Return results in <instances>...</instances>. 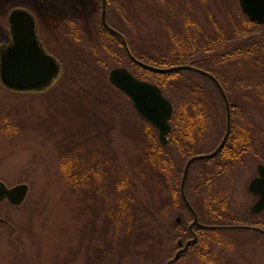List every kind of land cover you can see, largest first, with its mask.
I'll use <instances>...</instances> for the list:
<instances>
[{
	"label": "trees",
	"instance_id": "1",
	"mask_svg": "<svg viewBox=\"0 0 264 264\" xmlns=\"http://www.w3.org/2000/svg\"><path fill=\"white\" fill-rule=\"evenodd\" d=\"M133 1L108 0L106 7L109 23L124 34L136 58L160 67L192 64L207 70L217 77L230 100L232 130L225 147L214 158L195 161L186 182V194L200 222L221 227H195L197 243L172 263L179 264L187 257L195 256L201 264H226L213 240L222 231L242 229L254 231L253 236L264 235L261 230L238 226L256 222L252 221L250 211L242 215L234 210L228 194L220 190L224 178L245 154L255 156L264 164V24L250 21L240 7L236 9L231 2L230 6L225 2L226 10L218 11L221 15L207 17L211 29L207 31L195 20L187 19L182 23L176 3L161 0L154 15L157 30H150L148 24L138 18L139 5L131 4ZM100 3L101 0H97V16L90 22L75 14L80 12V7L73 9L77 12L70 11L73 15L66 12L67 19L58 17L54 20L62 22L59 24H64L62 27L67 33L66 37H59V45L62 40L69 43L61 54L49 44L54 31L39 25L45 47L58 55L62 70L47 90L27 94L69 103L77 117L84 115L75 108L84 98L96 106V111L110 108L111 111L121 110L122 114L127 109H119L117 103L114 105L113 95L126 98L128 108L144 124L138 127L134 120H124L133 126L123 129L124 132L133 140L144 141L139 155L129 162L131 173L118 163L114 153L108 155L107 147L84 146L76 130L71 132V128L66 127L58 135L52 125L57 124L54 116L41 121L45 130L43 136L46 140H55L60 170L81 205L80 219L85 214V228L95 236L99 232L97 238L104 243L102 246L88 245L87 250L92 253L84 264H102L107 252L114 249L112 240L115 237L120 260L130 255L134 261L144 259L148 264H165L178 248L171 244L193 236L190 229L193 214L179 192L185 165L206 146L210 124L218 130L215 146L210 151L218 147L227 128L226 106L215 83L198 71L183 69L161 74L135 63L121 39L103 26ZM204 15L214 14L205 8ZM54 26L56 29V24ZM185 26L188 31L183 32L187 35H180ZM117 66L127 67L138 78L158 85L173 103L167 144L161 142L158 128L138 114L129 96L109 80L111 69ZM253 107L260 112L261 123L247 122L250 120L247 110ZM95 115L96 119L101 117L97 112ZM76 122L82 124L81 129L87 130L85 120ZM76 135L77 139L74 138ZM198 163H204V166L198 169L199 178L191 185L192 171ZM210 164H215V171L206 168ZM141 185L148 187L149 194L141 193ZM178 214H181L180 220ZM99 218L103 221L97 227ZM258 224L264 229V222Z\"/></svg>",
	"mask_w": 264,
	"mask_h": 264
},
{
	"label": "rangeland",
	"instance_id": "2",
	"mask_svg": "<svg viewBox=\"0 0 264 264\" xmlns=\"http://www.w3.org/2000/svg\"><path fill=\"white\" fill-rule=\"evenodd\" d=\"M134 1L131 4L139 5L140 15L138 18L144 20L150 30H157L158 25L154 15H156L161 0ZM169 1L173 4L176 3L177 15L179 19L183 20L182 23H185L187 19L191 22L195 20L207 31H211L207 17L221 15L218 11L226 10L225 2L229 3L228 6L231 2L236 9L238 7L241 9L239 0ZM78 3L79 5H77ZM96 5L97 0H0V43L10 41L8 14L11 9L17 6H27L35 13L37 21L41 26L43 25L44 29L47 30L49 27L54 31V37L48 38L49 44L58 54H61L69 46V43L62 40L60 46L58 44L60 43L59 37L60 35L66 37L67 33L62 27L64 24L60 25L59 23L62 22L57 21L56 23L54 20L58 17L65 19L66 12L69 11L68 15H73V12L70 13V11L80 7L79 13L76 10L73 11L77 12L75 14L78 17H83L90 22L92 17L97 16ZM86 6H88L87 9ZM135 6L132 7L133 10H135ZM205 8L214 15H204ZM244 15L246 14L244 13ZM54 24H56V29ZM183 31H188L186 26L179 32L180 35L186 36L187 32ZM143 32L147 34L148 30H143ZM113 96L114 105L117 103L119 109H127L123 114L121 110H118L119 112L115 109L111 111L110 108L107 111L103 109V113L96 111V106L84 98L81 104L79 103L78 107H75L79 108L81 112L83 111L84 115L77 117L75 110L72 109L74 107L69 103H57L55 100L51 101L48 96L45 98L39 94L17 93L9 90L0 82V181H4L8 186L18 183L29 184V193L22 205H13L7 200L0 203V216L9 223V225L0 223V264H21L17 258L18 250L12 243V237L15 235L20 237L19 240L23 243L24 264H84L88 255L92 253L87 250L89 244L104 245L97 238L99 232L95 233V236L93 232H88L85 228L87 220L85 214H82L80 219L78 213L81 205L77 203L76 198L69 190V185L60 170L55 140H46L43 136L45 130L42 128L41 121L54 116L57 124L52 125L58 135L66 127L71 128L69 129L71 132L72 129L76 130L78 138H82L84 146L93 147L94 145L98 148L103 145L107 147L108 155L114 153L118 163L131 173L129 162L139 155L140 146L144 141L133 140L129 133L124 132L123 129L128 128L129 125L133 127L131 122L125 123L124 120L130 118L135 121L138 127H142L141 125L144 124L139 119L137 120L132 109L128 108L125 97ZM109 105L111 106L112 103ZM87 108L90 111L87 112ZM96 112L99 113L100 118L96 119ZM247 113L250 118L247 121L249 123H261L263 120L257 107L248 109ZM55 117H58V120ZM79 120L86 121L87 130L80 128L82 124L76 122ZM91 122L94 123L91 124ZM136 133H139L137 129ZM217 136V128L210 124L206 146L199 150L200 154L208 153L215 146ZM74 138L77 139V135ZM242 157L243 160L237 163L232 172L224 178L223 183L221 182L220 190L222 193L228 194L234 210L246 215V212L257 200V197L250 192L249 184L258 175L256 166L260 161L249 153ZM215 164L207 165L206 168L213 172ZM203 166L204 163L194 166L190 180L191 185L198 180V169ZM140 190L143 195L149 194L146 186L141 185ZM83 207L82 205V209ZM177 217L181 218V214H178ZM102 221L103 219L99 218L97 227L101 225ZM252 221L256 222V225L259 221L264 222V211L260 215H253ZM257 226L261 227L259 224ZM253 235L254 231L237 229L222 231L219 237L213 238V240H216L214 242L218 253L226 264H264V235ZM112 244L114 249L107 252L102 264L149 263L144 259L134 261L130 255L120 260L116 237L113 238ZM171 245L173 248L179 246L178 243ZM179 264L201 263L195 256H190Z\"/></svg>",
	"mask_w": 264,
	"mask_h": 264
},
{
	"label": "water",
	"instance_id": "3",
	"mask_svg": "<svg viewBox=\"0 0 264 264\" xmlns=\"http://www.w3.org/2000/svg\"><path fill=\"white\" fill-rule=\"evenodd\" d=\"M242 11L250 18V21H256L264 24V0H239ZM108 0H102L101 20L103 26L111 33L120 38L126 48L130 58L142 68L158 73H168L177 70L190 69L208 76L219 89L226 106L227 128L226 132L213 151L206 154H198L188 159L183 177L181 180L180 191L183 202L193 214V221L190 229L194 234L193 238L185 243L180 240L182 246L175 256L165 264H171L180 259L182 253L186 252L191 245L196 244L198 235L194 227L215 228L217 226L207 225L200 222V218L185 191L186 182L189 175V169L197 160H204L216 157L225 147L232 130V108L220 81L215 75L207 70L196 67L192 64L174 65L160 67L150 65L136 58L129 48L128 41L124 34L111 26L107 21ZM32 11L24 7H17L10 11L8 21L10 24L11 40L7 43H0V81L6 88L16 92H42L51 87L60 76L62 64L53 54L47 52L39 34L38 21ZM109 80L120 90L125 92L131 99L138 114L147 120L159 130V137L163 144L168 143V134L171 131L170 118L174 112L173 103L166 98L161 88L149 81L135 76L127 67L117 66L111 69ZM257 167L258 175L254 177L249 190L258 197L257 201L251 206L252 214H260L264 211V164L259 163ZM29 184L18 183L8 186L4 181H0V203L8 200L14 205H21L28 196ZM180 220V219H179ZM5 219L0 217V222ZM252 228L262 230L256 226L242 225V228ZM184 243V244H183Z\"/></svg>",
	"mask_w": 264,
	"mask_h": 264
},
{
	"label": "flooded vegetation",
	"instance_id": "4",
	"mask_svg": "<svg viewBox=\"0 0 264 264\" xmlns=\"http://www.w3.org/2000/svg\"><path fill=\"white\" fill-rule=\"evenodd\" d=\"M109 22V21H108ZM39 25V24H38ZM113 26V25H112ZM49 51L48 52H51L53 55H55L56 57H58V55H56V53L54 52V51H51L50 49H48ZM59 58V57H58ZM4 224H6V225H9V223H8V221L6 220V222L4 223ZM9 227H11V226H9ZM11 228H13L14 229V227H11ZM19 233V232H18ZM16 234H17V232H16ZM19 238L20 237H18V236H13L12 237V243H13V245H14V247L18 250L17 252V255H18V257L17 258H19V261H20V263L21 264H24L23 263V261H24V258L22 257L23 256V251H22V249H23V243L19 240ZM180 240H182V239H179L178 240V245H179V241ZM184 244V243H183ZM182 246H178V248L176 249V251H175V253L174 254H176L177 253V251L181 248ZM173 254V255H174ZM175 256V255H174ZM173 256V257H174ZM173 257H171V258H173ZM170 258V259H171ZM169 260V259H168ZM31 264V263H30Z\"/></svg>",
	"mask_w": 264,
	"mask_h": 264
}]
</instances>
